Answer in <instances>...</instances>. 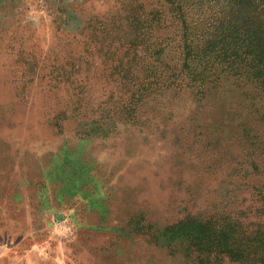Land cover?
<instances>
[{
	"label": "rangeland",
	"instance_id": "rangeland-1",
	"mask_svg": "<svg viewBox=\"0 0 264 264\" xmlns=\"http://www.w3.org/2000/svg\"><path fill=\"white\" fill-rule=\"evenodd\" d=\"M132 4L0 0V264L3 248L31 264L65 242L72 212L86 215L68 188L97 194L115 225L135 216L129 256L152 238L172 264H264V201L245 162L253 123L264 135L247 123L253 84L134 97L145 44Z\"/></svg>",
	"mask_w": 264,
	"mask_h": 264
},
{
	"label": "trees",
	"instance_id": "trees-1",
	"mask_svg": "<svg viewBox=\"0 0 264 264\" xmlns=\"http://www.w3.org/2000/svg\"><path fill=\"white\" fill-rule=\"evenodd\" d=\"M132 5L141 27L135 44H145L138 71L143 81L134 97L143 101L177 88L193 90L202 101L231 84L248 95L253 84L257 96L252 94L247 123L264 124V0H133ZM250 130L245 162L257 176L253 194L264 201V135L254 123Z\"/></svg>",
	"mask_w": 264,
	"mask_h": 264
},
{
	"label": "crops",
	"instance_id": "crops-1",
	"mask_svg": "<svg viewBox=\"0 0 264 264\" xmlns=\"http://www.w3.org/2000/svg\"><path fill=\"white\" fill-rule=\"evenodd\" d=\"M65 194L71 198H82V202L86 205V215L78 220L72 212L71 218L74 221L72 223L74 227L72 232L69 231L71 234L58 237L66 239L65 242H57L53 250L52 247H49L46 250V256H40L39 252H32L31 264H43L45 262L47 264H172L170 259L174 256L169 251H173V249L162 243H154L152 238H147L148 248L142 245L138 247L137 257L135 255L129 256L130 250L128 248L131 246L136 250V239L140 234L137 228L131 224L135 216L127 225H115L111 220L113 210L108 204L103 205V200L98 196L96 197L97 194L85 197L74 188H68L66 192L61 193V195ZM116 213L122 216L125 212L119 209ZM65 232L68 233V231ZM121 238L130 243L117 242ZM6 249L3 248V258L6 256L3 259V264H30L26 263L25 259L23 260L24 263L22 260L18 261L17 256L12 258L13 253H9L10 250ZM34 249L40 251V247ZM12 259L13 262H10Z\"/></svg>",
	"mask_w": 264,
	"mask_h": 264
}]
</instances>
